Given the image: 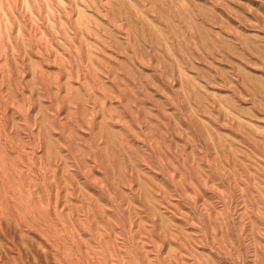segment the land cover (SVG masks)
Segmentation results:
<instances>
[{"label": "rangeland", "instance_id": "obj_1", "mask_svg": "<svg viewBox=\"0 0 264 264\" xmlns=\"http://www.w3.org/2000/svg\"><path fill=\"white\" fill-rule=\"evenodd\" d=\"M0 264H264V0H0Z\"/></svg>", "mask_w": 264, "mask_h": 264}]
</instances>
